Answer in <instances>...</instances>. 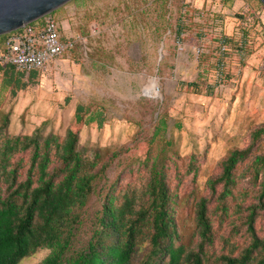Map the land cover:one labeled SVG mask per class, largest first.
<instances>
[{
	"label": "rangeland",
	"instance_id": "374dc122",
	"mask_svg": "<svg viewBox=\"0 0 264 264\" xmlns=\"http://www.w3.org/2000/svg\"><path fill=\"white\" fill-rule=\"evenodd\" d=\"M186 1L191 11L184 12L180 0H71L51 13L61 22L64 38L73 42L70 50L15 95L3 89L0 70V116L8 115L12 136L37 130L41 139L51 134L64 138L79 103L105 116L100 128L95 122L79 128L78 151L91 158L98 153L101 162L110 164L94 183L74 248L85 246L105 197L142 182L156 156L174 195L182 242L198 241L194 215L201 197L209 199L215 256L230 250L237 255L251 243L246 219L252 205L256 236L264 239V199L259 204L257 198L261 176L256 179L250 172L254 156L264 154V136L237 168L228 211L214 209L207 185L229 152L245 148L250 132L264 125L263 75L256 85L242 73L248 56L260 49L257 58L264 57V31H252L255 23L264 22V6L258 0H234L231 7L218 0ZM222 39L247 45L241 51L235 42L222 46ZM152 84L155 96L146 91ZM162 116L166 130L151 142ZM149 249L146 240L131 264H142ZM49 253L39 249L19 264H41Z\"/></svg>",
	"mask_w": 264,
	"mask_h": 264
},
{
	"label": "trees",
	"instance_id": "16d2710c",
	"mask_svg": "<svg viewBox=\"0 0 264 264\" xmlns=\"http://www.w3.org/2000/svg\"><path fill=\"white\" fill-rule=\"evenodd\" d=\"M180 1L184 12L191 11L186 0ZM218 1L226 7L234 2ZM41 21L42 18L27 27L41 25ZM179 26L180 35L184 26L181 23ZM7 35L0 36V46ZM220 43L226 44L224 39ZM235 43L241 51L247 45L245 41ZM222 63L220 60V69ZM0 70L4 76L3 89H10L12 95L25 89L40 72L26 74L11 65H0ZM25 75L27 81H24ZM186 85L196 86L192 82ZM94 122L99 128L103 126L102 110H92L79 103L64 138L51 134L41 139L37 130L31 135H10L9 117L1 114L0 264H19L44 248L50 249V253L41 264H131L132 256L146 240L150 249L142 264H264V239L256 236L254 227L256 205L250 207L246 219L252 241L237 255L234 250L214 255L212 212L206 197H201L195 205L198 241L195 245L181 241L173 215L174 195L168 186L165 168L159 166V156L152 159L149 176L142 182L128 184L118 193L105 197L85 246L74 248L76 231L94 192V183L110 164L101 162L98 153L91 158L77 149L80 126ZM166 127V118L162 116L154 126L151 142L161 138ZM263 136L264 125L254 128L250 132V144L232 149L221 161L220 173L208 180V188L214 195V209L228 211L226 202L237 184V168L249 158ZM164 142L171 146L169 140ZM250 172L256 179L261 176L257 198L259 204L263 203L264 154L254 156Z\"/></svg>",
	"mask_w": 264,
	"mask_h": 264
},
{
	"label": "built area",
	"instance_id": "2783aa9c",
	"mask_svg": "<svg viewBox=\"0 0 264 264\" xmlns=\"http://www.w3.org/2000/svg\"><path fill=\"white\" fill-rule=\"evenodd\" d=\"M41 22L33 28L26 25L5 37L0 46L1 66L11 65L26 74L41 71L73 47V42L64 38L61 22L51 13L43 16Z\"/></svg>",
	"mask_w": 264,
	"mask_h": 264
},
{
	"label": "water",
	"instance_id": "95a60500",
	"mask_svg": "<svg viewBox=\"0 0 264 264\" xmlns=\"http://www.w3.org/2000/svg\"><path fill=\"white\" fill-rule=\"evenodd\" d=\"M69 1L71 0H0V36L54 12ZM260 1L264 6V0Z\"/></svg>",
	"mask_w": 264,
	"mask_h": 264
},
{
	"label": "crops",
	"instance_id": "0c3cea01",
	"mask_svg": "<svg viewBox=\"0 0 264 264\" xmlns=\"http://www.w3.org/2000/svg\"><path fill=\"white\" fill-rule=\"evenodd\" d=\"M263 29H264V22H261V23H258V24L255 23L253 28H252V31L254 30L255 32H259L260 33V32H262ZM256 39L257 40L255 41V47L257 49V47L260 45V42L258 41V39H259L258 37ZM261 41H262V39H261ZM259 52H260V49L255 51L250 56H248L247 61H246L247 65L242 68L243 76L246 77V78L252 76V79L254 80L252 83L253 84L256 83V85H258L259 82H260V84L262 83L261 82V78L259 77L261 75V73H262L263 78H264V71L260 72V71H257V70H253V68H255V67H257L258 69H264V57L263 58H257ZM263 52H264V49H263ZM251 65H254L253 68H251ZM261 88H263V87H261ZM260 90L261 89L259 88L258 91H260ZM232 125L235 126L234 123Z\"/></svg>",
	"mask_w": 264,
	"mask_h": 264
},
{
	"label": "bare ground",
	"instance_id": "6f19581e",
	"mask_svg": "<svg viewBox=\"0 0 264 264\" xmlns=\"http://www.w3.org/2000/svg\"><path fill=\"white\" fill-rule=\"evenodd\" d=\"M146 91L148 95L155 96L156 95L155 84L148 86Z\"/></svg>",
	"mask_w": 264,
	"mask_h": 264
}]
</instances>
